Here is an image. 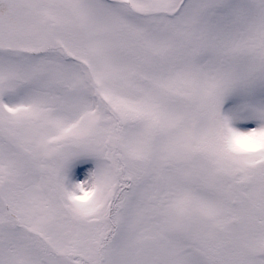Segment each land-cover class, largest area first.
<instances>
[{"label":"snow or ice","instance_id":"obj_1","mask_svg":"<svg viewBox=\"0 0 264 264\" xmlns=\"http://www.w3.org/2000/svg\"><path fill=\"white\" fill-rule=\"evenodd\" d=\"M0 264H264V0H0Z\"/></svg>","mask_w":264,"mask_h":264}]
</instances>
